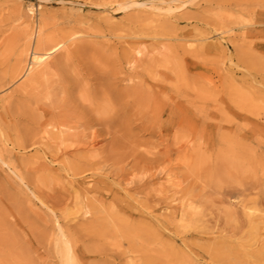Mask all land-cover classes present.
I'll return each mask as SVG.
<instances>
[{
    "label": "rangeland",
    "instance_id": "obj_1",
    "mask_svg": "<svg viewBox=\"0 0 264 264\" xmlns=\"http://www.w3.org/2000/svg\"><path fill=\"white\" fill-rule=\"evenodd\" d=\"M40 28L64 65L23 85ZM64 239L76 264H264V0H0V264Z\"/></svg>",
    "mask_w": 264,
    "mask_h": 264
},
{
    "label": "bare ground",
    "instance_id": "obj_2",
    "mask_svg": "<svg viewBox=\"0 0 264 264\" xmlns=\"http://www.w3.org/2000/svg\"><path fill=\"white\" fill-rule=\"evenodd\" d=\"M138 5L139 7H141V9L142 7L145 6L143 3L138 4ZM152 12L157 15L169 14L170 7H167L164 10L160 8L158 9L157 7H155L154 9H152ZM31 37L35 39V42L38 47L36 49L34 48V50L32 49L29 51V54H28L29 58L27 59L26 63L19 70H17V72L12 77L13 79L17 77L18 78L24 77L25 79L22 84L27 85V86L35 84L38 80L42 78L45 79L46 76L50 74L52 70H57V71L61 70L64 65V62H62L61 60L51 65L46 64V61L50 57V55H52L53 53H55L56 51H58L59 49L63 47V44H64L63 41L60 40V41L47 42L45 36L43 35V31L41 28L38 29L37 32L35 31L34 34L30 35L29 38ZM48 43H50V45L46 47ZM26 47H27V43L25 42L24 43L25 49H23V51L24 50L26 51ZM38 48H42L43 50L41 52L36 51ZM21 52H22V49H21ZM51 125L52 124L50 121L42 122L41 127L43 128V132H46L48 126H51ZM83 183H84L83 185H85L87 189H95L102 185L99 179L87 180V181H84ZM57 226L60 230L61 226L59 223ZM61 234L62 236H65L63 232H61ZM62 243L63 245H58L57 247V251L60 254V257L62 260V264H76L74 254H73V251L71 249V246L68 240L64 239Z\"/></svg>",
    "mask_w": 264,
    "mask_h": 264
}]
</instances>
